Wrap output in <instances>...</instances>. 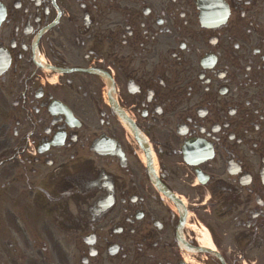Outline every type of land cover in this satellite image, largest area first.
Here are the masks:
<instances>
[{
	"label": "flooded vegetation",
	"instance_id": "1",
	"mask_svg": "<svg viewBox=\"0 0 264 264\" xmlns=\"http://www.w3.org/2000/svg\"><path fill=\"white\" fill-rule=\"evenodd\" d=\"M223 1L0 0V264H264V0Z\"/></svg>",
	"mask_w": 264,
	"mask_h": 264
}]
</instances>
